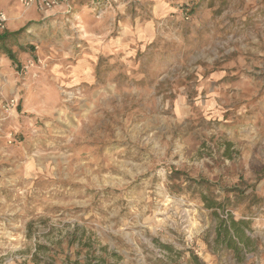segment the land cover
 <instances>
[{
    "label": "rangeland",
    "instance_id": "rangeland-1",
    "mask_svg": "<svg viewBox=\"0 0 264 264\" xmlns=\"http://www.w3.org/2000/svg\"><path fill=\"white\" fill-rule=\"evenodd\" d=\"M0 10V264H264V0Z\"/></svg>",
    "mask_w": 264,
    "mask_h": 264
},
{
    "label": "trees",
    "instance_id": "trees-1",
    "mask_svg": "<svg viewBox=\"0 0 264 264\" xmlns=\"http://www.w3.org/2000/svg\"><path fill=\"white\" fill-rule=\"evenodd\" d=\"M203 200L206 202L207 207H212V208H219L223 207V203L216 201L214 198L208 196L207 194H203ZM222 222V223H221ZM218 227V237L222 234H225L226 237L229 239L227 240V245L232 247L234 250L239 251V243L243 242L244 244L248 243L247 237L244 235V229L242 226V223H244L243 220H238L236 221L235 219H230L229 224H225L227 220L221 221ZM167 249H171L172 247L169 245H165ZM198 262V257H194ZM83 262V263H82ZM54 264V263H52ZM74 264H91L90 261L87 259H80L77 258Z\"/></svg>",
    "mask_w": 264,
    "mask_h": 264
},
{
    "label": "built area",
    "instance_id": "built-area-1",
    "mask_svg": "<svg viewBox=\"0 0 264 264\" xmlns=\"http://www.w3.org/2000/svg\"><path fill=\"white\" fill-rule=\"evenodd\" d=\"M19 1L22 4V6L25 8L35 7L40 10H47L69 0H19ZM7 22H8L7 13L5 11L0 10V30H4L7 27Z\"/></svg>",
    "mask_w": 264,
    "mask_h": 264
}]
</instances>
